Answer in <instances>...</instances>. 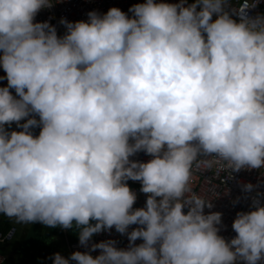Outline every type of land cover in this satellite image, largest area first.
Instances as JSON below:
<instances>
[{
  "label": "clouds",
  "instance_id": "clouds-1",
  "mask_svg": "<svg viewBox=\"0 0 264 264\" xmlns=\"http://www.w3.org/2000/svg\"><path fill=\"white\" fill-rule=\"evenodd\" d=\"M184 4L146 0L130 6L131 16L110 7L89 11L87 21L61 18L58 37L48 21L33 22L53 0H0V213L74 228L88 251L54 253L52 264L264 258L261 194L253 210L236 213L226 242L222 213L205 214L211 199L192 185L194 171L213 167L228 178L242 169L264 174V13L245 12L257 0L233 10L239 19L225 11L227 0ZM13 122L22 130L8 131ZM139 151L152 158L129 159ZM129 179L150 194L143 208H132ZM255 187L242 184L245 193ZM133 224L142 227L129 232ZM113 227L127 233V248L89 246Z\"/></svg>",
  "mask_w": 264,
  "mask_h": 264
},
{
  "label": "built area",
  "instance_id": "built-area-1",
  "mask_svg": "<svg viewBox=\"0 0 264 264\" xmlns=\"http://www.w3.org/2000/svg\"><path fill=\"white\" fill-rule=\"evenodd\" d=\"M144 2H146V0H53V6L41 9L34 17L33 22L48 21L51 25L55 26L57 36L59 37L64 35L66 31L64 25L59 23L61 18H65L70 22L80 20L87 21V13L89 11L95 10L100 13H105L110 7H117L127 15L131 16L132 14L128 12L130 6ZM154 2L177 4L180 3V0H154ZM244 2L245 0H227V7L225 8V11H228L234 19H239V12H234L233 10H239L244 5ZM248 2L251 3V0H248ZM191 3H193L191 0H185L184 6L186 7ZM245 12L247 15L252 17L256 16L258 13H264V0H257V6L248 8L245 10ZM215 18L216 17L214 14L212 19L214 20ZM0 54H2V50H0ZM5 76L6 73L4 72L3 68L0 67V77ZM6 85L7 80L0 79V87H4ZM9 91L13 94V96H16L14 89L10 88ZM27 118L28 117L22 119L20 123H24ZM35 118L39 120L38 116H35ZM12 125H14L15 131L22 130L17 127L15 122H13ZM5 127H7V125H5ZM30 131L39 132L40 128L37 126L31 128ZM151 158L152 157L150 155L145 154L143 151H139L129 157L130 160L140 162H147ZM126 183L130 190L136 194V200L134 201L132 208H143L145 206L146 198L150 194L142 193L140 191V181L129 179L126 181ZM243 183H251L256 187L251 192L245 193L242 190ZM192 185L193 190L197 192V194L205 197L206 199H211L213 207L211 209L206 207L204 209L205 214H208L209 212L222 213V223L221 225L217 226L220 229L218 235L222 236L226 242L236 235L231 227L236 213L238 211L253 210L251 208L252 198L256 196L257 192L261 194L259 203L264 205V174H262L258 169H242L239 172L232 173L231 178H228L226 173H217L214 167L207 170H196L193 174ZM237 197L240 198L239 202L233 205L232 201ZM157 199H159V197ZM182 211L186 214L187 208L182 209ZM136 227L142 226L136 224L129 225L128 231L130 232ZM15 232L16 228L13 226L9 227L7 230H0V244L11 241L15 235ZM106 240H114L116 242L115 247L118 249L127 248L129 246L127 233L121 234L117 232L114 227L108 231H101L98 234H94L89 242V246L92 243H99ZM142 242L143 241L141 238H137L133 244H140ZM74 251L84 252L88 251V249L81 246L78 239H76L75 241H72L68 244L69 256ZM100 251V249H96L90 251L89 254L95 258L100 254ZM5 261L6 257L0 253V264H4ZM72 264H75V262L72 261ZM241 264H244V261H242ZM257 264H264V258L258 261Z\"/></svg>",
  "mask_w": 264,
  "mask_h": 264
},
{
  "label": "crops",
  "instance_id": "crops-1",
  "mask_svg": "<svg viewBox=\"0 0 264 264\" xmlns=\"http://www.w3.org/2000/svg\"><path fill=\"white\" fill-rule=\"evenodd\" d=\"M31 132L33 136L39 134ZM0 218L8 227L16 228L13 239L2 244L4 246L0 253L6 257L4 264H52L54 253L59 252L68 258V244L78 239L74 228H50L39 222L18 224L2 213Z\"/></svg>",
  "mask_w": 264,
  "mask_h": 264
},
{
  "label": "trees",
  "instance_id": "trees-1",
  "mask_svg": "<svg viewBox=\"0 0 264 264\" xmlns=\"http://www.w3.org/2000/svg\"><path fill=\"white\" fill-rule=\"evenodd\" d=\"M194 2V0H191ZM8 131H13L14 130V125L11 124V126L6 127ZM9 227L4 223V221L0 218V230H7ZM4 245L0 244V252L2 250Z\"/></svg>",
  "mask_w": 264,
  "mask_h": 264
},
{
  "label": "rangeland",
  "instance_id": "rangeland-1",
  "mask_svg": "<svg viewBox=\"0 0 264 264\" xmlns=\"http://www.w3.org/2000/svg\"><path fill=\"white\" fill-rule=\"evenodd\" d=\"M242 263V260H237L236 262H235V264H241Z\"/></svg>",
  "mask_w": 264,
  "mask_h": 264
}]
</instances>
